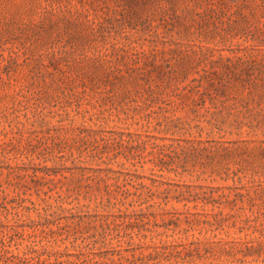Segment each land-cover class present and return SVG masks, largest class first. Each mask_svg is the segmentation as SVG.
I'll use <instances>...</instances> for the list:
<instances>
[{
	"label": "rangeland",
	"instance_id": "rangeland-1",
	"mask_svg": "<svg viewBox=\"0 0 264 264\" xmlns=\"http://www.w3.org/2000/svg\"><path fill=\"white\" fill-rule=\"evenodd\" d=\"M0 264H264V0H0Z\"/></svg>",
	"mask_w": 264,
	"mask_h": 264
}]
</instances>
